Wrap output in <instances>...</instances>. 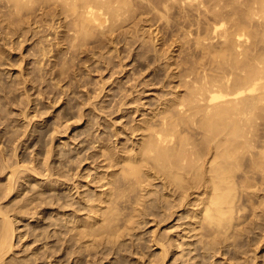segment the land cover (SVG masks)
Instances as JSON below:
<instances>
[{
  "label": "rangeland",
  "instance_id": "1",
  "mask_svg": "<svg viewBox=\"0 0 264 264\" xmlns=\"http://www.w3.org/2000/svg\"><path fill=\"white\" fill-rule=\"evenodd\" d=\"M39 1L11 14L5 12L0 0V208L13 229L4 263L162 264L160 249L151 243L155 238L169 247L163 264H231L233 255L264 235L258 233L264 218L252 214V220L249 218L252 203L242 201L247 207L237 231L233 222L226 231L213 223L195 224L196 219L190 217H194L196 207H186L174 220H165L174 187L166 188L147 174L148 181L132 192L122 171L123 151L135 147L138 137L132 129L141 116L123 112L136 104L120 105L130 103L138 92L137 103L150 101V106L143 107L145 114V108L154 107L168 92L163 86L167 75L174 72V64L184 66L196 58L193 36L188 41L177 39L183 29H188L184 25L194 22V12L192 16L175 4L172 10L163 8L148 15L144 12L157 0H142L147 1L144 4L129 0L133 2L123 14L126 16H121L122 23L112 24L109 18L100 27L80 29L54 0ZM153 44V48L149 46ZM160 54L163 59L159 61ZM166 57L174 60L167 62ZM165 65L172 68L170 72ZM149 79L152 81L147 84ZM135 83L140 86L135 87ZM160 86L163 90L158 91ZM131 88L137 92L132 90L129 96ZM262 192L256 197L259 202L264 200ZM104 193H111L110 205L121 214L116 220H105L106 204L97 216L90 212L88 205H95L91 201ZM118 194L122 197L115 200ZM256 198L252 205L258 206ZM259 210L256 213L264 214V209ZM2 220L0 216V225ZM90 229L100 235L89 236ZM262 253L264 247L258 251L264 264Z\"/></svg>",
  "mask_w": 264,
  "mask_h": 264
},
{
  "label": "bare ground",
  "instance_id": "2",
  "mask_svg": "<svg viewBox=\"0 0 264 264\" xmlns=\"http://www.w3.org/2000/svg\"><path fill=\"white\" fill-rule=\"evenodd\" d=\"M2 1L4 7L1 5L2 3L0 7L6 8L7 11L5 12L12 14L21 13L23 11L20 10L21 7H28L29 4L36 3L38 0ZM54 1L58 5L57 8L65 9L64 16H71L72 18L69 19H73L75 27L80 29L86 26H99L103 21H108L107 19L109 18L113 22L112 24L118 22L116 24L118 25L122 23L120 22L122 20L121 16L128 11V5L133 2L130 3L131 0ZM157 1L158 3L154 7L150 5L151 7L149 8L151 9H146L148 11L144 10V13L147 12L148 15L152 13L151 15H153L155 11L167 10L168 8L172 10L170 7L178 4V6H183L188 12H191L192 16L196 15H194L196 17L194 22L191 20L193 23L190 22L188 25V22H185L187 25L185 24L184 27L188 26V29H183L181 37L179 36L177 39L182 38L188 41V37L193 36V46L197 54L193 61H189L184 66L181 64L178 66L180 62L174 64V72H170L172 69L170 67H173L171 66L172 64H170V67L167 65L170 68L168 69L170 74L167 75L165 73L168 81L163 87L166 86L169 90L167 93L162 94L163 96L161 95L162 98L157 103L155 102L156 104L154 103V107L145 108V111H148L145 114L142 113L144 111L143 107L147 104L149 105L150 101L148 103L146 101L137 103L139 101H136L138 99L136 89L133 90L131 88L129 90L130 93L127 94L130 96L132 90L137 92L133 100H130V103L121 102L120 107L136 104L135 107L123 109L125 114L132 113L136 116H141L136 126L132 129V133L138 137L135 147L128 150L125 149L121 157L122 171L126 174L124 179L132 192H135L139 185L147 182L149 176L152 175L164 183L166 188L174 187V199L172 204L167 207L168 215L165 220H174L175 217H178L177 213L186 207H196L194 217H190L196 219L195 224L202 222L213 223L218 229L221 228V231H226L233 222L235 231H237V227L240 226L242 212L247 207L243 206V202L246 201V205L249 203L253 204V198L258 197L259 193L261 194L264 191V0ZM46 2L44 4H47ZM144 3L142 1V4ZM132 5L135 7V4ZM63 9L61 10L63 11ZM143 9H145L144 5ZM144 13L142 12L141 14ZM131 15H128V17H132ZM151 15L150 17H152ZM125 16L123 15V17ZM187 16L191 17L189 14ZM160 17L164 18V15ZM145 18L149 17L145 16ZM151 19L154 21L153 17ZM145 21L148 22L146 19ZM178 21L175 23H178ZM166 22L172 21L167 20ZM139 23L142 24L141 22ZM135 25L143 30L139 24ZM170 26H172L171 23ZM194 26L195 29H192ZM132 30L135 29L132 28ZM136 32H139V30L137 29ZM156 32L158 34V31ZM150 33L152 34V32ZM125 36L127 35L125 34ZM158 38L160 37L158 36ZM172 41L174 42L175 40L173 39ZM181 43L180 41L179 44ZM149 46L154 47V44ZM188 47H191V45ZM177 49L179 50V48ZM151 51L154 52V50ZM154 54L153 56H155ZM157 57L154 58L159 61L163 59L162 55ZM166 58L169 60L167 62L174 60L170 57ZM165 61L163 60L162 62ZM181 63L183 62L181 61ZM163 69H161V73H163ZM164 77L165 79H163L166 80V76ZM148 81L147 84L151 83L152 80L150 81L149 79ZM160 81L162 82V80ZM163 83L161 84L163 85ZM140 85L142 86V83ZM134 86L138 85L135 83ZM143 87L146 86L143 85ZM151 87L149 88L153 89ZM163 87L160 86L161 89H158V91L163 90ZM140 93L139 95L141 96L142 94ZM140 96L139 98H142ZM143 96H146L145 93ZM126 98L123 101H127ZM120 107L118 106V110L122 112ZM125 133L129 135L128 130H125ZM11 173V175H14V171ZM11 177L13 178L14 176ZM8 188L10 187L8 186ZM109 194L111 195V193L97 195L91 201H95L96 204L88 205V207H91V214L97 216L103 208V204H106V213L104 214L106 221L116 220L121 215L110 205L112 202ZM118 197H122V195L118 194L115 200ZM261 197H259L260 200H262ZM256 199L258 200V203L256 202L258 206L249 204V207L252 208V212H249V218L253 215L255 218L260 216L259 219H262L264 214L256 212L259 209H264L260 208L264 207L261 206L264 205V200L259 202V199ZM241 203L243 204L241 205ZM257 207L258 209H256ZM0 216L3 217L0 225V264H5V255L11 249L6 247L12 238L13 229L11 220L6 216V212H2L1 208ZM250 219L252 220V218ZM259 229L262 231H258V233L262 234L264 227ZM88 234L89 236L94 234L96 237L100 235L99 233L95 234L91 229ZM254 237L253 239H255ZM262 237L264 235H261L253 242H249L250 237L248 241L249 247L246 245L248 248H242L241 252L233 255L235 261H232L234 260L233 257L230 261L235 262V264H242L241 261L246 264L247 262L248 264H261L259 260L261 257H259L258 251L264 247V242H262L264 239L261 241L259 239ZM151 243L152 246L160 249V259H162L163 264L169 254L167 249L169 247L161 244L155 238L151 239ZM243 249L248 250L242 253L245 251ZM237 250L240 249L238 248ZM251 258L252 261L250 260ZM262 259H264V255H262ZM232 262L231 264H233Z\"/></svg>",
  "mask_w": 264,
  "mask_h": 264
}]
</instances>
